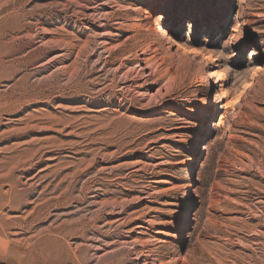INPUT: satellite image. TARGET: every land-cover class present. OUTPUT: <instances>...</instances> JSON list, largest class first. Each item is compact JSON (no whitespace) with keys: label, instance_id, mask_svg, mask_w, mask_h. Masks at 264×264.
Here are the masks:
<instances>
[{"label":"rangeland","instance_id":"374dc122","mask_svg":"<svg viewBox=\"0 0 264 264\" xmlns=\"http://www.w3.org/2000/svg\"><path fill=\"white\" fill-rule=\"evenodd\" d=\"M158 255L264 264V0H0V264Z\"/></svg>","mask_w":264,"mask_h":264},{"label":"bare ground","instance_id":"6f19581e","mask_svg":"<svg viewBox=\"0 0 264 264\" xmlns=\"http://www.w3.org/2000/svg\"><path fill=\"white\" fill-rule=\"evenodd\" d=\"M180 261H182V264H193V263H189L188 261H186V259L176 260V259L171 258L166 261L164 257H162L161 255L157 256V259L155 262L158 264H179Z\"/></svg>","mask_w":264,"mask_h":264},{"label":"crops","instance_id":"0c3cea01","mask_svg":"<svg viewBox=\"0 0 264 264\" xmlns=\"http://www.w3.org/2000/svg\"><path fill=\"white\" fill-rule=\"evenodd\" d=\"M2 258H3V257H2ZM2 258H1V259H2ZM4 259H6V258L4 257L2 260H4Z\"/></svg>","mask_w":264,"mask_h":264},{"label":"snow or ice","instance_id":"6c2138e0","mask_svg":"<svg viewBox=\"0 0 264 264\" xmlns=\"http://www.w3.org/2000/svg\"><path fill=\"white\" fill-rule=\"evenodd\" d=\"M165 19H167V17L165 16ZM186 30V29H185Z\"/></svg>","mask_w":264,"mask_h":264}]
</instances>
